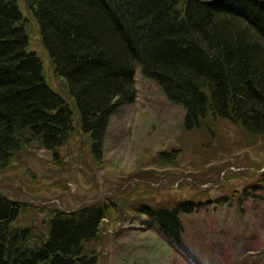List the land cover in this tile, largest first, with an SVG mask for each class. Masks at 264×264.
<instances>
[{
  "label": "trees",
  "instance_id": "trees-1",
  "mask_svg": "<svg viewBox=\"0 0 264 264\" xmlns=\"http://www.w3.org/2000/svg\"><path fill=\"white\" fill-rule=\"evenodd\" d=\"M24 1L71 99L48 84L41 57L28 48L19 0H0V169L32 143L56 156L77 128L101 158L111 116L137 96V65L183 107L186 130L211 118L264 134V0ZM181 152L160 150L157 162L175 163ZM203 203L144 201L135 209L178 240L181 213ZM27 206L0 192V264L95 263L86 245L110 204L53 208L41 222L21 219ZM234 206L242 215V205Z\"/></svg>",
  "mask_w": 264,
  "mask_h": 264
},
{
  "label": "rangeland",
  "instance_id": "rangeland-1",
  "mask_svg": "<svg viewBox=\"0 0 264 264\" xmlns=\"http://www.w3.org/2000/svg\"><path fill=\"white\" fill-rule=\"evenodd\" d=\"M19 4L28 21V48L41 57L48 84L71 99L54 72L36 18L24 0ZM135 78L137 96L111 116L101 158L79 128L56 156L32 143L0 169V192L28 204L21 215L25 222H41L53 208L110 204L97 238L86 245L97 257L94 264H264V186L254 195L243 192L245 186L264 184V134L211 118L186 130L183 107L139 65ZM174 147L182 148L175 163L157 162L158 151ZM191 197L205 203L181 213L178 240L135 209L144 201ZM234 204L242 205V215Z\"/></svg>",
  "mask_w": 264,
  "mask_h": 264
}]
</instances>
